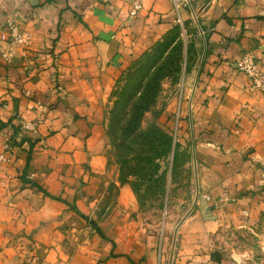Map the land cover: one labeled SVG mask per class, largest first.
<instances>
[{"label": "crops", "instance_id": "1", "mask_svg": "<svg viewBox=\"0 0 264 264\" xmlns=\"http://www.w3.org/2000/svg\"><path fill=\"white\" fill-rule=\"evenodd\" d=\"M142 4L132 15L131 0H0V35L13 17L26 36L0 38V264H248L228 232L264 231V92L235 63L254 51L264 69V0ZM178 32L198 59L174 108L195 199L171 242L168 224L138 222L132 251L83 203L109 175L116 83Z\"/></svg>", "mask_w": 264, "mask_h": 264}, {"label": "rangeland", "instance_id": "2", "mask_svg": "<svg viewBox=\"0 0 264 264\" xmlns=\"http://www.w3.org/2000/svg\"><path fill=\"white\" fill-rule=\"evenodd\" d=\"M177 36L138 59L116 83L105 111L109 175L102 177L94 203L91 197L83 203L102 229L132 251L138 249V222L154 231L168 224L171 242L173 228L195 199V159L190 143L180 140L174 108L185 79L194 84L198 59H186ZM256 230L228 232L239 249L235 253L244 254L248 264H264L261 223Z\"/></svg>", "mask_w": 264, "mask_h": 264}, {"label": "built area", "instance_id": "3", "mask_svg": "<svg viewBox=\"0 0 264 264\" xmlns=\"http://www.w3.org/2000/svg\"><path fill=\"white\" fill-rule=\"evenodd\" d=\"M131 4L130 13L137 15L143 7L142 0H131ZM5 23L6 30H3L0 35L2 40L9 41L13 45L25 42L26 36L20 24L13 17L7 18ZM235 66L250 79L252 87L264 92V69L261 68L254 51L244 53L241 59L235 63ZM22 129L27 133H32L36 130L35 125L30 122L22 123ZM205 199L210 201L211 196L206 195Z\"/></svg>", "mask_w": 264, "mask_h": 264}, {"label": "trees", "instance_id": "4", "mask_svg": "<svg viewBox=\"0 0 264 264\" xmlns=\"http://www.w3.org/2000/svg\"><path fill=\"white\" fill-rule=\"evenodd\" d=\"M171 138V137H170Z\"/></svg>", "mask_w": 264, "mask_h": 264}]
</instances>
